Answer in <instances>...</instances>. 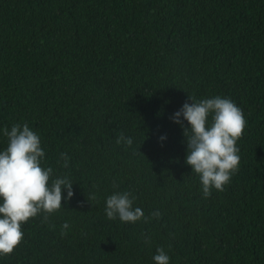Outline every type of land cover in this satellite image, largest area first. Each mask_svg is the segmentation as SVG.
<instances>
[{
    "label": "trees",
    "instance_id": "trees-1",
    "mask_svg": "<svg viewBox=\"0 0 264 264\" xmlns=\"http://www.w3.org/2000/svg\"><path fill=\"white\" fill-rule=\"evenodd\" d=\"M188 95L230 98L246 120L238 169L207 198L171 120ZM15 123L74 196L23 224L0 264H153L157 248L170 264H264V0H0V129ZM114 190L146 219H107Z\"/></svg>",
    "mask_w": 264,
    "mask_h": 264
},
{
    "label": "clouds",
    "instance_id": "clouds-1",
    "mask_svg": "<svg viewBox=\"0 0 264 264\" xmlns=\"http://www.w3.org/2000/svg\"><path fill=\"white\" fill-rule=\"evenodd\" d=\"M184 103L171 120L183 130L186 144L185 164L190 166L200 182L205 198L213 190L223 191L240 163L237 141L246 126L241 108L230 98L219 95ZM187 122V127H185ZM6 144L0 147V257L11 254L24 238L22 225L30 218L47 216L63 208L73 196V182L69 176L54 175V169L46 166L45 149L40 135L28 123H15L0 129ZM161 136L160 141H166ZM118 145L129 148L133 139L121 133ZM62 167L68 168L70 158L60 154ZM66 193V195H65ZM95 199V196L88 200ZM135 196L129 191L114 190L105 198L104 213L109 220L135 224L145 220L141 207L135 206ZM159 217V211L152 213ZM70 228L68 222L62 226ZM147 243V241H145ZM153 264H170L165 249L157 248Z\"/></svg>",
    "mask_w": 264,
    "mask_h": 264
}]
</instances>
